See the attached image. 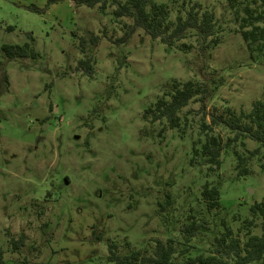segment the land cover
I'll use <instances>...</instances> for the list:
<instances>
[{
  "label": "rangeland",
  "instance_id": "374dc122",
  "mask_svg": "<svg viewBox=\"0 0 264 264\" xmlns=\"http://www.w3.org/2000/svg\"><path fill=\"white\" fill-rule=\"evenodd\" d=\"M162 1L171 19L191 5L213 10L218 43L201 50L196 35L188 33L168 45L141 27L121 39L132 20L114 17L112 6L0 0V249L5 264H99L111 238L126 237L137 247L156 237L178 238L190 212L206 216L199 201L206 181L218 186L221 209L212 223L209 218L211 227L191 242L208 250L221 217L236 228L250 216V205L264 198V170L255 157L246 161L250 172L240 176L231 148L223 150L218 168L209 169L201 157L191 162L193 145L204 140L199 101L181 109L179 127L144 116L173 80L211 82L215 76L219 81L206 100V122L212 110H249L253 101L264 102V56L248 49L235 17L242 0L234 6L230 0ZM248 1L262 7L261 0ZM24 42L37 56L6 58L2 44ZM182 42L191 46L183 48ZM87 56L91 75L78 65ZM212 131L223 140L232 134L222 125ZM244 140L245 145L236 144L244 152L257 144ZM93 229L102 239L94 240ZM21 233L25 243L12 249L10 238Z\"/></svg>",
  "mask_w": 264,
  "mask_h": 264
},
{
  "label": "trees",
  "instance_id": "16d2710c",
  "mask_svg": "<svg viewBox=\"0 0 264 264\" xmlns=\"http://www.w3.org/2000/svg\"><path fill=\"white\" fill-rule=\"evenodd\" d=\"M59 0H47L48 3ZM75 4H86L93 6L98 4L102 9L111 7L114 17H129L132 22L128 24L121 39H127L137 28H143L152 38H159L168 45L176 42L187 35L194 33L201 50L214 46L219 41L216 28V17L211 9H199L191 5L184 14L178 13L171 19L169 7L162 0H72ZM236 0H230L234 6ZM235 8L236 15L240 19V30L243 39L250 51H255L264 56V0L262 7H254L248 0L238 2ZM29 7L40 10L34 4ZM237 14H240L238 16ZM116 38V40H118ZM93 42H97L98 35H92ZM85 39L81 38V47L84 48ZM188 48L191 44H180ZM6 58L24 59L37 56V52L28 42L4 43L1 46ZM78 65L88 74H92L93 65L90 56L80 58ZM213 75V74H212ZM211 82L199 81L197 79H186L183 81L173 80L163 94L158 96L152 106L147 107L144 116L149 113L151 120L164 119L168 127H179L180 111L190 100L200 102L202 121L200 129L204 132V140L200 146L193 145V157L191 162L197 161L199 157L208 164L209 169L218 168L221 164V154L224 149L231 148L236 156L237 175H243L250 170L246 161L255 157L259 166L264 170V102L253 101L249 110L235 109L227 106L222 111H211L210 120L206 122V100L215 90L219 81L212 76ZM214 125L226 127L232 134L225 140L215 133ZM245 138L255 141L253 148L247 152L236 148L239 144L245 145ZM200 202L203 203V216L190 212L181 224L180 237L172 236L162 238L156 237L148 240L142 246H134L126 237L117 242L115 239L107 240V252L104 261L99 264H249L264 257V198L254 201L249 209L250 216L239 221L235 228L226 217L220 218L222 227L211 235L210 249L204 250L191 239L202 231H207L210 219L218 214L221 209L220 191L218 186L206 181L200 190ZM168 202L169 199H168ZM210 218V219H209ZM237 217L234 216V219ZM260 226V231L255 232V227ZM94 240L102 239L100 232L93 229ZM25 234L10 238L12 249H18L25 243ZM264 262V261H262ZM0 264H5L4 251L0 249ZM36 264H49V262H37Z\"/></svg>",
  "mask_w": 264,
  "mask_h": 264
}]
</instances>
